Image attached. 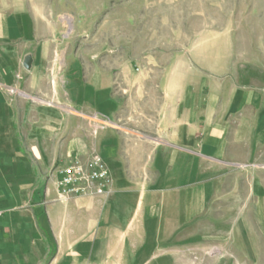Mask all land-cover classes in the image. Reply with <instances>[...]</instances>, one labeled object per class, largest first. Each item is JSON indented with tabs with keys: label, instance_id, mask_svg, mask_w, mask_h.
<instances>
[{
	"label": "crops",
	"instance_id": "0c3cea01",
	"mask_svg": "<svg viewBox=\"0 0 264 264\" xmlns=\"http://www.w3.org/2000/svg\"><path fill=\"white\" fill-rule=\"evenodd\" d=\"M51 27L22 12L0 32V264H180L188 244L237 232L261 94L189 68L62 65ZM94 153L107 193L61 198L57 169Z\"/></svg>",
	"mask_w": 264,
	"mask_h": 264
},
{
	"label": "rangeland",
	"instance_id": "374dc122",
	"mask_svg": "<svg viewBox=\"0 0 264 264\" xmlns=\"http://www.w3.org/2000/svg\"><path fill=\"white\" fill-rule=\"evenodd\" d=\"M22 12L52 26L62 65L77 58L133 74L153 65L189 68L238 81L264 99V0H0V32L6 18ZM163 75L157 69L153 78L161 82ZM147 92L159 101L155 86ZM245 175L236 202L239 230L230 226L213 240L188 244L180 264H264V153Z\"/></svg>",
	"mask_w": 264,
	"mask_h": 264
},
{
	"label": "built area",
	"instance_id": "2783aa9c",
	"mask_svg": "<svg viewBox=\"0 0 264 264\" xmlns=\"http://www.w3.org/2000/svg\"><path fill=\"white\" fill-rule=\"evenodd\" d=\"M10 94L14 95L15 90H11ZM57 170L61 174V179L58 181L61 198L83 195L89 192L104 196L111 183L108 167L103 159L97 155L92 156L85 164L79 160H74Z\"/></svg>",
	"mask_w": 264,
	"mask_h": 264
},
{
	"label": "water",
	"instance_id": "95a60500",
	"mask_svg": "<svg viewBox=\"0 0 264 264\" xmlns=\"http://www.w3.org/2000/svg\"><path fill=\"white\" fill-rule=\"evenodd\" d=\"M30 67H31V61L28 60V61L26 62V64H25V68H26V69H30Z\"/></svg>",
	"mask_w": 264,
	"mask_h": 264
}]
</instances>
